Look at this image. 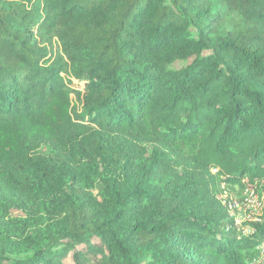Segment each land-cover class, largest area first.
I'll return each instance as SVG.
<instances>
[{
  "label": "trees",
  "instance_id": "1",
  "mask_svg": "<svg viewBox=\"0 0 264 264\" xmlns=\"http://www.w3.org/2000/svg\"><path fill=\"white\" fill-rule=\"evenodd\" d=\"M222 186L264 193V0H0V264H250Z\"/></svg>",
  "mask_w": 264,
  "mask_h": 264
},
{
  "label": "built area",
  "instance_id": "2",
  "mask_svg": "<svg viewBox=\"0 0 264 264\" xmlns=\"http://www.w3.org/2000/svg\"><path fill=\"white\" fill-rule=\"evenodd\" d=\"M212 172L213 174H217L218 170L213 169ZM232 194L233 193L228 191L225 186H222L220 201L225 210L235 220V224L241 228L242 232L245 235H251L253 233L251 226H244L247 223L259 222L260 215H256V212H258L257 210L261 206L258 204L260 195L259 189L257 190V188H247L244 190L242 196L237 199L234 198ZM262 196L264 199V193ZM259 251L260 257L254 259L251 264H264V242L260 245Z\"/></svg>",
  "mask_w": 264,
  "mask_h": 264
},
{
  "label": "rangeland",
  "instance_id": "3",
  "mask_svg": "<svg viewBox=\"0 0 264 264\" xmlns=\"http://www.w3.org/2000/svg\"><path fill=\"white\" fill-rule=\"evenodd\" d=\"M97 193V191H95V194ZM234 198H240L242 196V192H240V190L237 188L235 192H232ZM261 206L260 208L257 210L258 212H256V215H261L263 209H264V199L262 194L259 195V203ZM13 217H21V218H25L24 214H22L20 211H14L13 212ZM244 219V218H243ZM244 221V220H243ZM244 224V223H243ZM247 227V226H244ZM262 260V259H261ZM264 262V260H263ZM251 264V263H250Z\"/></svg>",
  "mask_w": 264,
  "mask_h": 264
}]
</instances>
